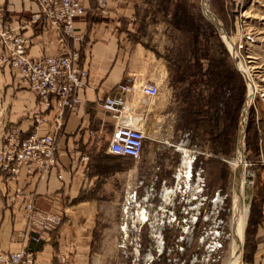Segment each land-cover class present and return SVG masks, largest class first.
Here are the masks:
<instances>
[{
  "label": "rangeland",
  "instance_id": "1",
  "mask_svg": "<svg viewBox=\"0 0 264 264\" xmlns=\"http://www.w3.org/2000/svg\"><path fill=\"white\" fill-rule=\"evenodd\" d=\"M138 2L133 42L136 53L149 55L145 79L157 83L159 94L141 157L99 168L110 181L92 264L225 262L232 162L251 81L242 133L252 184L242 264H264V0H207L222 29L205 15L203 0ZM2 75L0 67V144L7 109Z\"/></svg>",
  "mask_w": 264,
  "mask_h": 264
},
{
  "label": "crops",
  "instance_id": "2",
  "mask_svg": "<svg viewBox=\"0 0 264 264\" xmlns=\"http://www.w3.org/2000/svg\"><path fill=\"white\" fill-rule=\"evenodd\" d=\"M81 1L86 12L74 20L77 39H73L62 29L49 27L43 18L33 22L31 17L38 10L33 0H0L2 18L25 25L22 32L30 41V56L76 50L79 66L88 73L79 104L66 111L64 124L56 135L57 171L40 178L37 172L28 174L21 170L18 180L7 186L0 176V248L5 252L20 249L15 232L25 226L20 200L12 197L15 186L35 193L39 207L61 215V223L48 233L45 241L26 243V250L35 254L38 264H92L96 222L104 203L102 191L110 181L99 168L111 166L112 161L133 160L108 153L114 121L101 104L126 77L133 78L136 85L149 81L145 79L146 72L148 65H153L144 61L149 59L144 50L136 53L133 42V17L139 0H125L119 6L110 0L111 13L107 16L96 12L95 0ZM2 78L5 80L3 105L7 108L4 130L20 126L24 135L32 129L33 117L38 114L36 96L18 84L10 68H3ZM151 104L146 116L153 108ZM98 141L105 142L106 147L96 149ZM83 155L88 156L85 162L81 161ZM62 255L65 262L61 261Z\"/></svg>",
  "mask_w": 264,
  "mask_h": 264
},
{
  "label": "built area",
  "instance_id": "3",
  "mask_svg": "<svg viewBox=\"0 0 264 264\" xmlns=\"http://www.w3.org/2000/svg\"><path fill=\"white\" fill-rule=\"evenodd\" d=\"M38 7L31 19L43 18L46 24L77 39L74 34L75 18L82 16L86 8L81 0H33ZM110 0H95V9L101 16L111 13ZM116 6L125 0H112ZM25 25L6 22L0 15V67L10 68L20 86L36 96L37 115L32 129L23 135L20 126L5 130L0 144V176L5 186L16 182L21 170L28 174L37 172L39 177L57 171L56 135L62 128L67 110H73L80 102V91L85 87L87 70L79 66V53L49 54L32 57L28 53L29 39L22 32ZM159 94L157 83H135L126 77L113 92L102 101V108L114 121L107 144L112 155L132 158L141 157L146 139L147 110ZM140 95V98H137ZM138 111V113H135ZM88 160L83 155L81 161ZM58 178L61 174L58 173ZM12 197L19 198L24 212V228L15 232L20 249L5 252L0 248V264H38L33 252L26 250V243H41L48 233L61 223V215L37 205L35 193L25 192L15 186ZM1 200V194H0ZM65 262V256H61Z\"/></svg>",
  "mask_w": 264,
  "mask_h": 264
},
{
  "label": "bare ground",
  "instance_id": "4",
  "mask_svg": "<svg viewBox=\"0 0 264 264\" xmlns=\"http://www.w3.org/2000/svg\"><path fill=\"white\" fill-rule=\"evenodd\" d=\"M203 10L205 15L211 20H216V17L211 14L207 8V0H203ZM219 26L220 23L218 22ZM220 29H222L220 27ZM223 38L227 45L233 50L232 42L229 38H226L224 31H221ZM234 54V50L232 51ZM236 55V54H235ZM239 67V65H238ZM240 68V67H239ZM249 72V71H248ZM255 85L252 81L249 84L248 98L245 102L241 122L240 131L241 134L237 141V150L235 154V159L233 160V173L231 180V221H230V242H229V254L227 259L223 264H242V253L244 248V238H245V228L247 224V216L249 213V201L251 182L248 180V175L246 171V165L244 162V139L243 131L245 127L246 117L251 105L252 99L254 97Z\"/></svg>",
  "mask_w": 264,
  "mask_h": 264
},
{
  "label": "water",
  "instance_id": "5",
  "mask_svg": "<svg viewBox=\"0 0 264 264\" xmlns=\"http://www.w3.org/2000/svg\"><path fill=\"white\" fill-rule=\"evenodd\" d=\"M213 21V20H211ZM213 24L216 25L218 28L220 27L219 24H217L215 21H213Z\"/></svg>",
  "mask_w": 264,
  "mask_h": 264
}]
</instances>
